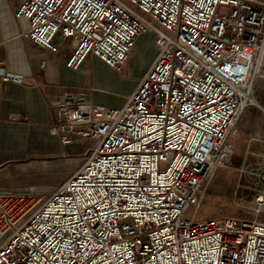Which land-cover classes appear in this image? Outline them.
<instances>
[{
  "label": "built area",
  "instance_id": "obj_1",
  "mask_svg": "<svg viewBox=\"0 0 264 264\" xmlns=\"http://www.w3.org/2000/svg\"><path fill=\"white\" fill-rule=\"evenodd\" d=\"M14 14L49 52L68 42L71 69L95 56L121 70L142 33L154 54L121 105L57 99L60 142L94 143L47 194L0 190V264H264L263 220L185 215L255 117L264 0H20ZM4 80L35 82L0 60Z\"/></svg>",
  "mask_w": 264,
  "mask_h": 264
},
{
  "label": "crops",
  "instance_id": "obj_2",
  "mask_svg": "<svg viewBox=\"0 0 264 264\" xmlns=\"http://www.w3.org/2000/svg\"><path fill=\"white\" fill-rule=\"evenodd\" d=\"M19 2L0 0V60L7 70L33 77L35 82L0 83V190L47 194L64 181L53 183L54 175L70 174L75 169L71 170L72 167L81 163L80 154L91 145L86 143L90 138L75 133L71 134V142L63 144L52 132L58 120L57 99L67 92H83L94 103L121 105L153 55L130 72L132 79L121 74L123 69L111 68L95 56L78 69L68 68L65 61L71 48L60 36L55 37L61 44L55 54L23 35L29 22L25 17L15 16ZM86 66L90 67L88 73ZM88 78L91 92L85 88ZM260 81L261 111L250 110L255 117L238 122V137L232 139L240 140L241 146L233 145L236 150L243 149L250 156L264 159V79ZM259 164L262 170L264 162Z\"/></svg>",
  "mask_w": 264,
  "mask_h": 264
},
{
  "label": "rangeland",
  "instance_id": "obj_3",
  "mask_svg": "<svg viewBox=\"0 0 264 264\" xmlns=\"http://www.w3.org/2000/svg\"><path fill=\"white\" fill-rule=\"evenodd\" d=\"M151 54H154L152 34L142 33L131 48L129 59L126 61L127 64H124L121 74L124 76L128 74V79H132L130 72L137 70L143 61L146 63ZM89 63L91 62L89 61ZM89 68L86 66L87 73ZM260 79L262 78L254 76L250 80L248 97L251 100L247 98L244 110L254 107L252 99L258 101ZM88 81H90L89 78L85 88L91 92L92 88ZM229 142L235 148L241 146L240 140L231 138ZM86 143L92 144L94 140H87ZM234 146L232 163L217 167L213 176L201 185L198 201L187 207L185 215L202 218L209 215L229 214L264 221V202L258 203L260 194L264 195V168L261 170L258 165H260V161L264 162V159L250 156L243 149L236 150ZM82 161L83 159H80V162ZM74 168L77 167L73 166L71 170ZM68 175L69 173L55 174L53 183L65 180Z\"/></svg>",
  "mask_w": 264,
  "mask_h": 264
},
{
  "label": "bare ground",
  "instance_id": "obj_4",
  "mask_svg": "<svg viewBox=\"0 0 264 264\" xmlns=\"http://www.w3.org/2000/svg\"><path fill=\"white\" fill-rule=\"evenodd\" d=\"M259 197H260V198H259V201H263V199H264V195H263V194H260Z\"/></svg>",
  "mask_w": 264,
  "mask_h": 264
}]
</instances>
